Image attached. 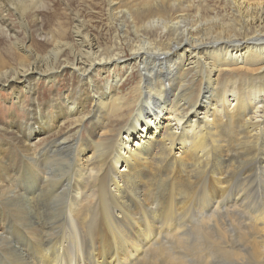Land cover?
<instances>
[{"label": "bare ground", "instance_id": "1", "mask_svg": "<svg viewBox=\"0 0 264 264\" xmlns=\"http://www.w3.org/2000/svg\"><path fill=\"white\" fill-rule=\"evenodd\" d=\"M107 1L125 39L104 48L80 18L70 39L42 30V0H0L16 58L0 51L14 101L0 163L23 152L21 172L0 168V263L264 264V204L250 205L253 171L239 164L264 169V0L222 5L225 31L185 23L190 0H159L140 27L147 4L130 14Z\"/></svg>", "mask_w": 264, "mask_h": 264}, {"label": "rangeland", "instance_id": "2", "mask_svg": "<svg viewBox=\"0 0 264 264\" xmlns=\"http://www.w3.org/2000/svg\"><path fill=\"white\" fill-rule=\"evenodd\" d=\"M42 1H43V5L41 6V8L38 11H36L37 12L36 15L40 19L42 30H44L46 33H49L50 36H58V34H59V35H62V37L66 38V39H70L71 32L74 28L73 24L76 20H78V18H80L85 23H87L88 31L95 35V37L98 40V43L101 47L105 48V47H111L112 46L114 34H116V33L113 31L111 26L113 23L112 20L116 17V13H114L113 17L108 22L107 21V13H106V10L108 8V1L107 0H42ZM113 1L117 4V7L119 8V12L127 11L130 14L137 12L138 9L141 8L144 4H147L149 6L144 11L143 10L138 11L137 17H139L140 20L139 19L136 20L134 18L137 27L142 26L143 24L148 22L150 19H151V21H153L155 15H156V12L159 9L168 6L165 3H161L159 0H113ZM190 1L191 2H189V3H184V5L187 7L185 12L177 14L179 16L184 17L185 23H191V25H196L199 23V20L201 18H212V19H217V21H214V22L211 21V23L213 24L214 28L217 31H225L228 29L227 26H229L232 21H230L229 17L225 16V13L222 12V7H223L222 5H227L230 0H190ZM125 16H126V14H125ZM31 19L32 18L30 16V13H28L27 14V21L30 23V25L32 24ZM11 21L14 23L9 22L10 24H8V26H10V27L12 26L11 27L12 29H18L17 23H15L16 19L13 18V19H11ZM176 21H178V20H176ZM138 23H140V24L138 25ZM11 24H13V25H11ZM89 24H91V26ZM239 25L240 24L237 23L235 28L237 29L239 27ZM36 33H37V31L35 30V28H33L32 37L35 38L33 40L35 42L37 40V42H39V44L40 45L42 44V45L41 46L36 45L37 47L36 46L35 47L36 48L41 47V49H42L41 51H43V50L49 51L50 50L49 42L44 43V41H42L43 39L36 36ZM116 36H118L119 39H125V36L122 33L116 34ZM129 36H131V35L129 34ZM3 43H4V45H3ZM7 48H8V44L4 41V39L2 40V38H0V51L3 54L2 57L5 59L7 66H12V65L14 66V64L16 63V58L12 57L6 53ZM62 84L63 83H59L57 85L54 84L52 86H51V84H49V85H42L41 84L43 86V87H41V90L45 92L44 97L48 98L49 97L48 95L50 93L53 94L54 89H51V88H54V87H58L59 93H63V89L61 90ZM43 88H45V89H43ZM5 98H6V93L4 91L0 90V121H2L1 123H3L6 120L5 119V117L7 115L6 113L8 111H10L9 107L10 106L13 107V103H14V101H4ZM49 101L50 100H48L46 103H48ZM65 130L66 129H61V130H57L56 132L58 135H62L65 132ZM1 135L2 134H0V143L3 142L2 144H5L8 141V138L1 136ZM245 149L246 148H243V151H245ZM21 155H23V152L20 148L17 153L10 155V157L6 163H0V168L8 170L10 173L14 170H19L21 172L22 171V164H23V160L20 158ZM239 164H245L244 165L245 168L243 166L241 172L247 171L245 169L249 170L250 168H251L250 171L251 170L253 171L252 176L249 178V180L251 179L250 183L248 184L249 180L246 183V185H248L247 188L249 187L248 191L251 194L253 193L252 198L249 197L250 198V205L252 206L253 204H256V202H258V205L264 204V194H263L264 193V188H263L264 187V185H263L264 184V181H263L264 176L261 178V172L262 171L264 172V169L262 167V164H261V167H260V165H259V167L255 166L258 164H250V165L248 164L246 166V161H245L244 157L242 160L239 161ZM252 166L254 167V169ZM256 173L259 175H257ZM253 175L258 176V180H257V177H254ZM26 176L27 175H25V177L22 179V181H25L27 179ZM254 180H256V181H254ZM259 184H262V188H263L262 192L259 189ZM256 185H258V186H256ZM251 187H253V188H251ZM256 188H257V190L255 191ZM258 191H260V192H258ZM242 195H244V197H245V194H242ZM248 218L251 219L250 216H248ZM15 228L16 229H14V230L16 232L11 228H5V230L8 229L7 232L10 231L9 232L10 235H12L13 237H16L15 238L16 241H12V240H10V241H12L13 243L15 242L14 244H16V245L22 246L23 250L26 252V248L20 242V241H22V239L19 237V235L17 233V227H15ZM9 229H11V230H9ZM18 238L20 239V241ZM259 241H260V239H259ZM22 243H23V241H22ZM4 249H8V246L5 245ZM0 253L3 254L2 252H0ZM2 256L6 261H8L6 259V257H4V255H2ZM1 263H3V262L1 261Z\"/></svg>", "mask_w": 264, "mask_h": 264}]
</instances>
